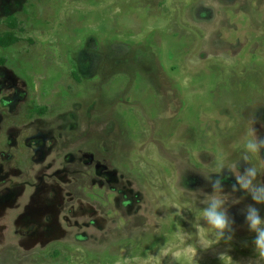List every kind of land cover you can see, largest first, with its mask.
<instances>
[{"label":"rangeland","instance_id":"rangeland-1","mask_svg":"<svg viewBox=\"0 0 264 264\" xmlns=\"http://www.w3.org/2000/svg\"><path fill=\"white\" fill-rule=\"evenodd\" d=\"M4 32L0 264H264L231 147L264 135V0H0Z\"/></svg>","mask_w":264,"mask_h":264},{"label":"clouds","instance_id":"clouds-1","mask_svg":"<svg viewBox=\"0 0 264 264\" xmlns=\"http://www.w3.org/2000/svg\"><path fill=\"white\" fill-rule=\"evenodd\" d=\"M257 123L258 117L255 112L250 113L246 117L244 134L231 145L233 149H240V159L249 165L244 167L242 172L236 173L232 191L243 192L254 202L242 209V215L249 231L255 234L253 240L255 250L260 259L264 260V217L261 216L259 208L255 206L264 205V181L258 179V176L264 173V161H258L260 153L264 151V135L258 134L255 127ZM229 155L225 153L223 159L227 160ZM253 161H258V163H253ZM223 167L221 164L220 170ZM233 168H236L234 163ZM210 182L212 194L205 201L206 207L201 211L202 219L208 225L207 231L214 237V239H209L210 243L207 247L221 240L230 241L234 232V219L229 216L225 207V198L222 195L223 179L217 176ZM224 257L225 255L221 254L220 259L223 261ZM228 258L231 261V258Z\"/></svg>","mask_w":264,"mask_h":264},{"label":"trees","instance_id":"trees-1","mask_svg":"<svg viewBox=\"0 0 264 264\" xmlns=\"http://www.w3.org/2000/svg\"><path fill=\"white\" fill-rule=\"evenodd\" d=\"M16 38L12 32H4L0 35V45L7 46L15 42Z\"/></svg>","mask_w":264,"mask_h":264}]
</instances>
